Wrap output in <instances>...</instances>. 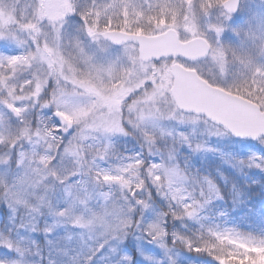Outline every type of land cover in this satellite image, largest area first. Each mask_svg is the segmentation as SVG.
I'll use <instances>...</instances> for the list:
<instances>
[{
  "label": "snow or ice",
  "instance_id": "6c2138e0",
  "mask_svg": "<svg viewBox=\"0 0 264 264\" xmlns=\"http://www.w3.org/2000/svg\"><path fill=\"white\" fill-rule=\"evenodd\" d=\"M0 264H264V0H0Z\"/></svg>",
  "mask_w": 264,
  "mask_h": 264
},
{
  "label": "rangeland",
  "instance_id": "374dc122",
  "mask_svg": "<svg viewBox=\"0 0 264 264\" xmlns=\"http://www.w3.org/2000/svg\"><path fill=\"white\" fill-rule=\"evenodd\" d=\"M210 155V154H209Z\"/></svg>",
  "mask_w": 264,
  "mask_h": 264
}]
</instances>
